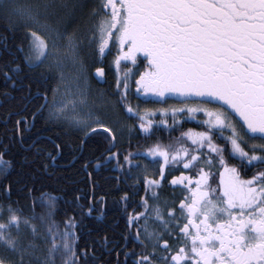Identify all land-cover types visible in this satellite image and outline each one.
<instances>
[{
	"label": "snow or ice",
	"instance_id": "obj_1",
	"mask_svg": "<svg viewBox=\"0 0 264 264\" xmlns=\"http://www.w3.org/2000/svg\"><path fill=\"white\" fill-rule=\"evenodd\" d=\"M0 21L19 35L11 51L0 37V52L12 57L0 64L5 82L23 88L35 74L54 85L39 94L32 121L15 122L21 142L46 113L47 123L78 135L80 150L105 145L97 169L112 165L128 178L152 170L136 180L144 195L126 216V260L264 264V0H39L27 9L0 0ZM108 57L114 84L98 101L91 82H106V73L92 68ZM141 96L175 104L142 110L133 103ZM191 122L196 129L183 130ZM125 137L128 149L117 148ZM133 139L143 148L129 150ZM13 167L0 152V264H88L75 217L63 227L55 220L56 197L28 214L13 200ZM14 183L29 191L23 177ZM165 184L180 197L163 198Z\"/></svg>",
	"mask_w": 264,
	"mask_h": 264
},
{
	"label": "trees",
	"instance_id": "obj_2",
	"mask_svg": "<svg viewBox=\"0 0 264 264\" xmlns=\"http://www.w3.org/2000/svg\"><path fill=\"white\" fill-rule=\"evenodd\" d=\"M0 37L17 39L14 44L19 42V35L14 38L4 21H0ZM3 54L4 52H0V64L12 60L11 56L5 58ZM23 83L25 85L23 88L14 89L0 74V152L4 153V159L11 160L14 165L10 177L14 189L12 198L19 200L18 206L24 208L25 214H28L33 203L35 210L42 212L46 210L48 197H56L52 208L55 212V220L63 227L69 218L75 217L78 227L73 231L78 234L82 227L84 216L82 212L84 213V208L87 206L85 197L88 196L83 182L87 178L88 170L92 174L95 172L94 163L89 164L87 171L83 163L88 159L96 158L98 156L96 151L100 146L96 142H89L85 149L80 150L78 135L47 123L45 113L36 116L34 126L30 131L23 133L24 140L21 142L15 122L24 118L32 121V115L43 103L39 94L43 93L45 88L53 86L50 82L45 83L35 74L28 75ZM28 84H31L30 89L27 87ZM23 127L24 125L21 124L20 128ZM33 141L36 142L35 147L30 148L29 145ZM56 144L61 145L59 154ZM37 148L45 151L37 155ZM49 152L55 157L54 161L48 158ZM21 177L28 185L29 191L26 193L16 191L21 185H16L14 182ZM94 178L93 176V180ZM77 243L79 247L80 238Z\"/></svg>",
	"mask_w": 264,
	"mask_h": 264
},
{
	"label": "flooded vegetation",
	"instance_id": "obj_3",
	"mask_svg": "<svg viewBox=\"0 0 264 264\" xmlns=\"http://www.w3.org/2000/svg\"><path fill=\"white\" fill-rule=\"evenodd\" d=\"M16 41L17 39L13 40V38L7 37V43L10 46V51L12 49L11 46L14 45V42ZM3 55L5 58L10 56L7 52H4ZM111 59L112 57H108L103 64H96L92 68L93 72L95 71V67L105 68L106 76L104 79L106 82H99L95 86L96 90L101 92L104 99L107 98V93L112 91V86L114 84V72L109 68ZM143 70V66L141 65L139 71ZM134 87L135 86L133 84V89ZM133 103L138 104L142 110H153L165 106L170 107L175 104L174 101H169L168 105L148 102L143 96H141L139 100L134 99ZM157 118H159V116H157ZM196 127L195 122H191L185 124L183 130H187L189 128L196 129ZM178 134L179 133L177 132L172 135L176 136ZM158 136H161L165 143L169 142L167 132L158 133ZM150 142L151 141H149V143ZM137 143H139L140 148H143L145 141L142 139L139 141L133 139L132 148L129 150L137 151ZM99 146L100 148L96 151L98 156L94 159H88L83 163V167L86 171L90 163H94L95 167L97 158L101 157L102 154L107 155V153H104L105 145L99 144ZM117 148L128 149L127 137H125L124 140L117 145ZM116 150L117 149H113V151ZM74 158H76V156H74ZM74 158L72 161L75 160ZM69 164H67V166ZM86 164L87 167H85ZM114 164L115 161H113V165ZM179 174V172H173L168 176V179L170 180L173 175L178 176ZM145 175L152 178V170L150 169L147 173H143L142 170H139L138 173V170L134 169L133 176L131 178L127 177L126 171L116 170L112 165L101 167L99 169L95 167V172L93 174L88 170L87 178L85 182H83L86 191L88 192V196L85 197L87 206L84 208V213H86V210L89 207H92L94 210L90 215L84 214L82 217L81 230L77 234L81 240L79 249L86 250L89 253L88 264H132L133 258L128 257L126 260L124 256V253L130 252L133 247L129 241L124 239V236L127 235L125 221L127 214L140 210L138 202L140 196L144 195V192L142 183L137 184L136 180L139 179L142 181ZM93 176L95 177L94 180ZM172 188L173 187L165 184L162 189V197L168 200H171L173 195L177 198L180 197V188ZM125 193H128L130 197L127 202L121 199ZM135 193H138V195H135ZM105 237L107 238L106 244L104 239Z\"/></svg>",
	"mask_w": 264,
	"mask_h": 264
},
{
	"label": "rangeland",
	"instance_id": "obj_4",
	"mask_svg": "<svg viewBox=\"0 0 264 264\" xmlns=\"http://www.w3.org/2000/svg\"><path fill=\"white\" fill-rule=\"evenodd\" d=\"M38 2H39V0H15L16 5L18 7H20L21 9H27V8H30V7H34ZM58 2H59V0H57V3ZM71 71H72L71 66H69V68L66 69V72H68L69 74H71ZM91 83H92L94 97L98 101H103L104 98L102 97L101 92H99L98 90H96V87L94 86V84H96L95 81L93 80ZM46 115L47 114L45 113V116ZM0 255H7V254L0 252Z\"/></svg>",
	"mask_w": 264,
	"mask_h": 264
},
{
	"label": "bare ground",
	"instance_id": "obj_5",
	"mask_svg": "<svg viewBox=\"0 0 264 264\" xmlns=\"http://www.w3.org/2000/svg\"><path fill=\"white\" fill-rule=\"evenodd\" d=\"M6 63V62H5ZM6 111V110H5ZM25 112V111H24ZM32 112V111H31ZM31 116V115H30ZM87 176V175H86ZM153 176V175H152ZM39 179V178H38ZM43 181V180H42ZM49 189V188H48ZM173 189V188H172ZM136 195V194H135ZM140 195V194H139ZM94 207V206H93ZM106 208V207H105ZM107 213V212H106ZM110 218H112V217H110ZM110 220V219H109ZM116 221V220H115ZM114 221V222H115ZM105 245V244H104ZM93 260V259H92Z\"/></svg>",
	"mask_w": 264,
	"mask_h": 264
}]
</instances>
